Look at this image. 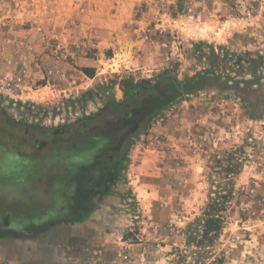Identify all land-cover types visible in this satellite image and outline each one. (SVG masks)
<instances>
[{
	"label": "rangeland",
	"instance_id": "obj_1",
	"mask_svg": "<svg viewBox=\"0 0 264 264\" xmlns=\"http://www.w3.org/2000/svg\"><path fill=\"white\" fill-rule=\"evenodd\" d=\"M199 42L261 55L260 83L213 82L141 126L115 112L144 101L73 104L128 76L192 77ZM0 59V150L23 166L0 181V264H264L249 244L264 240V0H0ZM214 203L223 228L205 236Z\"/></svg>",
	"mask_w": 264,
	"mask_h": 264
},
{
	"label": "trees",
	"instance_id": "obj_2",
	"mask_svg": "<svg viewBox=\"0 0 264 264\" xmlns=\"http://www.w3.org/2000/svg\"><path fill=\"white\" fill-rule=\"evenodd\" d=\"M204 48L206 51H204ZM195 49L199 53V58L204 62L203 68L192 77H185L182 81H178L175 74L170 70L160 72L153 80H134L131 76H128L121 79L119 82L112 81L110 86L106 89H103V86H98L96 90H88L82 93L81 97L73 101V104H78L80 107H84L87 102H91L95 96H98V93H100L101 90L103 92L109 91L105 98L107 101L106 104L107 106H111L110 108L119 107V104H139V102L145 101L146 98L153 97L154 105L148 111L150 112V115L153 114L147 120L150 122L151 118L155 117L161 110H163L167 103L172 99L193 94L204 89L205 86L212 84L213 82L221 85V83H224V79H226L227 82L239 80L244 85L251 87L258 85L262 79L263 58L261 55L252 56L250 54L241 55L227 53L220 48H218V52H216L212 45L203 42L195 44ZM83 72L88 77L93 76V71L91 69L85 68ZM115 86H118L122 92L123 100L120 102L114 98L112 93ZM163 88L171 89V91L167 93L168 98H166L167 95L164 93ZM134 107L137 106H133L132 108ZM141 107L142 106H139V109H141ZM124 162L125 157L120 159L119 173L126 168ZM222 205L223 203L220 205L214 203L209 207L208 211H211L213 214L207 216L203 225V234L205 236L208 233L216 235L222 230L223 218L218 214L222 212Z\"/></svg>",
	"mask_w": 264,
	"mask_h": 264
},
{
	"label": "water",
	"instance_id": "obj_3",
	"mask_svg": "<svg viewBox=\"0 0 264 264\" xmlns=\"http://www.w3.org/2000/svg\"><path fill=\"white\" fill-rule=\"evenodd\" d=\"M101 131L102 132L93 131L87 137L82 138L83 140H80L78 143V146H80V149H84V151L85 150H91V149L97 150L99 143L102 140L101 137L104 138L103 135H105V132L103 134V130H101ZM104 131H106V130H104ZM113 132H116V134L119 133V128L113 129ZM22 168H23V166H21L19 164V160L15 155H12L6 151L0 150V181H3V180L4 181H6V180L12 181V180H14L16 182L17 179L21 177V175L19 173V171H20L19 169H22Z\"/></svg>",
	"mask_w": 264,
	"mask_h": 264
},
{
	"label": "crops",
	"instance_id": "obj_4",
	"mask_svg": "<svg viewBox=\"0 0 264 264\" xmlns=\"http://www.w3.org/2000/svg\"><path fill=\"white\" fill-rule=\"evenodd\" d=\"M5 56V55H4ZM7 57H10V55H8ZM0 61H1V59H0ZM8 62H11V63H9L10 65H12V67H16V65H17V63H16V61L13 63V61H11L10 59H8ZM7 68V70L8 69H11V66L10 67H6ZM148 165V164H147ZM146 168H150L151 169V172H148L147 170H145V169H142V167L139 165V166H137V167H135V170L133 171V178H134V180H132V183L134 184V185H136V184H140V186L139 187H149L150 186V183L151 182H147L148 180H146L147 179V176H151V178H155L153 175H156L157 176V174H158V172L155 174V171H154V169H153V167H147L146 166ZM148 177V178H149ZM146 180V181H145ZM257 232V234H256V236H255V238H256V240L258 239V237H260L261 236V232L262 231H256ZM263 234H264V232H263ZM258 241V245L255 243L256 241H254V240H252L249 244H250V246L252 247V249H253V247L255 248V251L256 250H258L259 248H256L257 246H260V247H262L261 245L262 244H264V240L262 241V239L260 238V239H258L257 240Z\"/></svg>",
	"mask_w": 264,
	"mask_h": 264
},
{
	"label": "flooded vegetation",
	"instance_id": "obj_5",
	"mask_svg": "<svg viewBox=\"0 0 264 264\" xmlns=\"http://www.w3.org/2000/svg\"><path fill=\"white\" fill-rule=\"evenodd\" d=\"M154 105V99H153V97H149V98H146L145 99V101L142 103V107H141V109H139V107L137 108V107H134V108H132L131 107V110L130 109H128V110H124V109H121V110H118V111H116L115 113L116 114H122V115H125V116H130V115H135V114H141V118L140 117H137V119H139L138 121V126H141V124L144 122V121H146V120H148V118H150L152 115H150V112H148L149 111V109H151V107ZM137 109V110H136ZM154 112V111H153ZM157 113V112H156ZM146 114V115H145ZM145 115V116H144ZM143 116H144V118H143ZM143 118V121L141 120ZM153 118V117H152ZM140 120H141V122H140ZM136 125V124H135ZM82 126H84V125H82ZM136 128H137V126H136ZM122 149H123V145H120V147H119V150H117L118 152H119V159H121L120 158V156H121V154H122ZM115 154L117 155V152H115ZM118 156V155H117ZM107 158H109V159H112L111 158V155H109V156H107ZM75 197H77V196H75L74 195V197H73V202H74V205L77 207V208H80V206L78 205V201H77V199L75 198ZM76 214H77V212H75V213H73V215H75L76 216Z\"/></svg>",
	"mask_w": 264,
	"mask_h": 264
}]
</instances>
